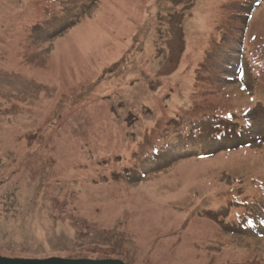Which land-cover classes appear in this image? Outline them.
<instances>
[{"label":"rangeland","instance_id":"374dc122","mask_svg":"<svg viewBox=\"0 0 264 264\" xmlns=\"http://www.w3.org/2000/svg\"><path fill=\"white\" fill-rule=\"evenodd\" d=\"M261 189L264 0H0V257L264 264Z\"/></svg>","mask_w":264,"mask_h":264},{"label":"trees","instance_id":"16d2710c","mask_svg":"<svg viewBox=\"0 0 264 264\" xmlns=\"http://www.w3.org/2000/svg\"><path fill=\"white\" fill-rule=\"evenodd\" d=\"M229 5H232V4H229ZM222 7H224V6H222ZM46 10H45V7H43V8H41V10L40 11H37L38 13H39V15H40V17H42L43 19H44V21H43V24L42 25H47V24H49L50 22H54L53 20H54V17H56L55 15H50L49 13H47V12H45ZM57 15H59V14H57ZM221 15V14H220ZM220 18H221V16H219L218 17V21H220ZM72 21V20H71ZM39 27V26H38ZM68 24H66L64 27H63V30H62V32H60V33H56L57 34V36H61L64 32H66V30L68 29ZM33 30H36V26L33 28ZM37 31V30H36ZM219 33H221V32H219ZM56 34L54 35V36H56ZM230 67V66H229ZM232 69V68H231ZM187 112V111H186ZM190 112H191V110H190ZM182 118V119H181ZM177 119L179 120V121H184V118L182 117V116H179V117H177ZM181 119V120H180ZM212 120H214V116L213 117H209V119H206L205 121H199V122H194V123H192L191 124V122H189L188 124H191V126L192 127H195L196 128V130H197V134H194V135H192L191 137H189L190 138V141L194 144V145H197V147H199V148H203L204 147V144H205V142L207 141V135H204V136H202V138H200V135L202 134V133H204V134H209L207 131H206V129H209L210 130V127H212V126H214V122H212ZM187 122V121H186ZM218 122H221L220 120L218 121ZM184 123H185V121H184ZM169 127H170V129H166V133L165 134H163L162 135V137H165V139H164V141L162 142V143H157V145H155L153 142H150V146H151V156H150V158H149V161H152V162H154L155 164H157V166H158V168H161V167H163V166H166V164L168 163V161H165V163L164 164H161L160 163V161L164 158V157H166V155L165 154H168V153H173V151H175V150H177V152H178V149H179V146H181V148H183V146H185V145H187V142H185V138L183 139V138H174V139H171L170 141H167V138L169 137V135H167V132L169 131V130H171V129H173L174 128V126H176V124H175V121H174V119H172V120H170L169 121ZM222 124V123H221ZM251 124V123H250ZM191 127V128H192ZM248 127H249V125H248ZM212 132H215V130H211ZM223 137H222V136ZM220 136H216L217 137V139L219 140V142H214L215 143V145H213L214 147L213 148H215V150L217 149V148H220L221 147V145H218V144H220V142H222V140L224 139V135L223 134H221ZM211 136V135H210ZM202 140V141H201ZM231 140V139H230ZM233 142V141H232ZM210 143V144H209ZM207 142L206 144L209 146V147H211V144H212V142ZM247 144H250V143H247ZM239 145V144H238ZM240 146H242V145H240ZM214 150V151H215ZM227 151H231V150H235V147H234V149H233V147H229V148H227L226 149ZM262 191H264V189H261ZM81 259V258H80Z\"/></svg>","mask_w":264,"mask_h":264},{"label":"water","instance_id":"95a60500","mask_svg":"<svg viewBox=\"0 0 264 264\" xmlns=\"http://www.w3.org/2000/svg\"><path fill=\"white\" fill-rule=\"evenodd\" d=\"M0 264H123L116 260H88V259H59L46 260L9 259L0 257Z\"/></svg>","mask_w":264,"mask_h":264},{"label":"bare ground","instance_id":"6f19581e","mask_svg":"<svg viewBox=\"0 0 264 264\" xmlns=\"http://www.w3.org/2000/svg\"><path fill=\"white\" fill-rule=\"evenodd\" d=\"M132 13L133 14H136L135 13V9H133V11H132ZM120 17H118V20H120L119 19ZM121 21H122V19H121ZM122 23V22H121ZM130 23L129 22H125V24H123V28L122 29H124V30H126V29H128V28H130L131 27V25H129ZM84 34H82V36H83ZM99 35H102L103 36V34H101L100 32H99ZM115 52L113 51V47L110 49V53L109 52H107V53H104L105 54V57L107 58V57H109V60L111 59V58H113L114 57V54ZM238 66V65H237Z\"/></svg>","mask_w":264,"mask_h":264}]
</instances>
